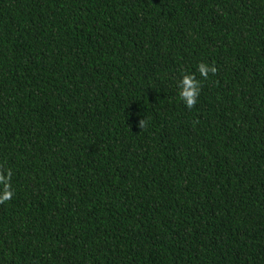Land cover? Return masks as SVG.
I'll use <instances>...</instances> for the list:
<instances>
[{
	"label": "trees",
	"instance_id": "obj_1",
	"mask_svg": "<svg viewBox=\"0 0 264 264\" xmlns=\"http://www.w3.org/2000/svg\"><path fill=\"white\" fill-rule=\"evenodd\" d=\"M8 172L0 264H264V0H0Z\"/></svg>",
	"mask_w": 264,
	"mask_h": 264
},
{
	"label": "clouds",
	"instance_id": "obj_2",
	"mask_svg": "<svg viewBox=\"0 0 264 264\" xmlns=\"http://www.w3.org/2000/svg\"><path fill=\"white\" fill-rule=\"evenodd\" d=\"M215 71L216 69L214 66H210L205 63H200L198 65V72L204 79L208 78L209 73H215ZM200 86V82L194 78L193 74L189 73L182 77L178 84V94L186 107L192 108L194 106L199 94ZM10 178L11 172H8L7 175H0V184L4 186L3 191H0V203L9 200L13 195V193L9 190Z\"/></svg>",
	"mask_w": 264,
	"mask_h": 264
}]
</instances>
